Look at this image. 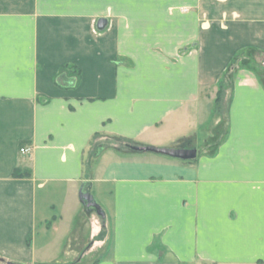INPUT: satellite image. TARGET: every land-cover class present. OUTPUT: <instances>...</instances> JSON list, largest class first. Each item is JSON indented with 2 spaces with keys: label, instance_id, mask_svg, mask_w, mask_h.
<instances>
[{
  "label": "crops",
  "instance_id": "0c3cea01",
  "mask_svg": "<svg viewBox=\"0 0 264 264\" xmlns=\"http://www.w3.org/2000/svg\"><path fill=\"white\" fill-rule=\"evenodd\" d=\"M106 240L97 264H264V0H0V260L84 264Z\"/></svg>",
  "mask_w": 264,
  "mask_h": 264
},
{
  "label": "water",
  "instance_id": "95a60500",
  "mask_svg": "<svg viewBox=\"0 0 264 264\" xmlns=\"http://www.w3.org/2000/svg\"><path fill=\"white\" fill-rule=\"evenodd\" d=\"M100 26L106 24L104 21H100ZM130 150L137 153H153L157 155H162L174 159H179L182 161H190L195 160L197 158V150L196 149H174V148H159L153 146H130ZM92 183L85 182L82 184L79 191V200L82 204L86 215L90 216L93 213H96L103 221L106 223V213L101 205L98 203L97 199L93 195L92 191ZM0 262H4L0 260ZM6 264H19L14 262H8Z\"/></svg>",
  "mask_w": 264,
  "mask_h": 264
},
{
  "label": "rangeland",
  "instance_id": "374dc122",
  "mask_svg": "<svg viewBox=\"0 0 264 264\" xmlns=\"http://www.w3.org/2000/svg\"><path fill=\"white\" fill-rule=\"evenodd\" d=\"M236 63L234 64L233 67H235ZM231 72L230 70L228 71V74L226 76V83L228 84H231L232 82H234V76H233V73L231 72V74L229 73ZM75 73V72H74ZM223 105V113H226L227 110H228V106H227V101L225 99V101H223L222 103ZM109 140V141H108ZM108 142H110L109 144V147L110 149L112 150H115L116 152L118 153H132V154H136L137 152H133L130 150V146H136V144L134 143H131V144H127L125 141H123L122 139L120 140V138H113V137H109L108 138ZM102 150L100 152V154L103 153L104 149H106V147H103L102 146ZM174 149H195L193 147H190V145H188V142L186 144H183V146H180V147H173ZM140 154V153H139ZM142 156L144 157H163L162 155H157V154H153V153H142ZM166 157V156H164ZM174 159V158H172ZM176 160H179V159H176ZM181 161V163L183 164H186V165H193V163L195 162V160H190V161H182V160H179ZM98 221H99V224L101 226V228H103V225H102V220L100 217H98ZM107 230V228H106ZM103 233V232H102ZM105 239V236L101 239V241H104ZM104 243L105 245L102 246L101 248H99L98 252L95 251V252H91V255L86 253L85 256H84V264H97V262L99 261L98 257L100 256H104V249L107 247L109 248L110 247V244H111V241H105V242H102ZM156 243H157V240H156ZM103 248V249H102ZM156 254L158 255L159 253L156 252ZM160 256H161V259H172V256H171V253L170 251L168 250H164V251H160ZM0 264H6V261L4 262H0ZM199 264H206V263H199Z\"/></svg>",
  "mask_w": 264,
  "mask_h": 264
},
{
  "label": "trees",
  "instance_id": "16d2710c",
  "mask_svg": "<svg viewBox=\"0 0 264 264\" xmlns=\"http://www.w3.org/2000/svg\"><path fill=\"white\" fill-rule=\"evenodd\" d=\"M238 61V59H236V61L234 62V64L236 63ZM234 64L232 65V67L231 68H233V66H234ZM243 66L244 67H247V68H249V63L246 61V62H243ZM230 68V69H231ZM75 72V73H74ZM64 73H68V74H70V75H74V76H76V78L77 79H79V77H80V71L78 70V69H76L75 67L74 68H66V69H62V73H61V75H63ZM227 74L228 73H226L224 76H223V78H222V80H221V82H220V90H219V93H218V99H217V102H218V110H219V112L220 113H222L223 112V110H222V108H223V104H222V102H223V98H224V94H225V90H226V88H225V85L226 84H228V83H226V76H227ZM121 140V139H120ZM123 141H125L127 144H131V142L130 141H127V140H125V139H122ZM103 148H102V146H101V148H100V152H101V150H102ZM14 176L16 177V178H22V177H24V176H29V174L28 173H22V172H20V171H15V173H14Z\"/></svg>",
  "mask_w": 264,
  "mask_h": 264
},
{
  "label": "built area",
  "instance_id": "2783aa9c",
  "mask_svg": "<svg viewBox=\"0 0 264 264\" xmlns=\"http://www.w3.org/2000/svg\"><path fill=\"white\" fill-rule=\"evenodd\" d=\"M21 152L22 153H28V152H30V149L29 148H22Z\"/></svg>",
  "mask_w": 264,
  "mask_h": 264
}]
</instances>
